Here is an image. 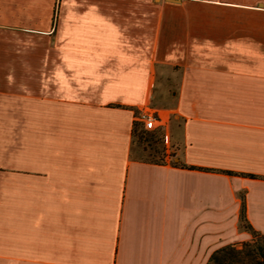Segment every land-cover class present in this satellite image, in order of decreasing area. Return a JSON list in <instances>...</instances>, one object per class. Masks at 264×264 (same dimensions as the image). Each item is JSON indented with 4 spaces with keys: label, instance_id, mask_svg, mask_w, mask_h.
Instances as JSON below:
<instances>
[{
    "label": "crops",
    "instance_id": "obj_1",
    "mask_svg": "<svg viewBox=\"0 0 264 264\" xmlns=\"http://www.w3.org/2000/svg\"><path fill=\"white\" fill-rule=\"evenodd\" d=\"M242 196L264 235V0H0V264H207Z\"/></svg>",
    "mask_w": 264,
    "mask_h": 264
},
{
    "label": "trees",
    "instance_id": "obj_2",
    "mask_svg": "<svg viewBox=\"0 0 264 264\" xmlns=\"http://www.w3.org/2000/svg\"><path fill=\"white\" fill-rule=\"evenodd\" d=\"M138 126H140V124L136 122L133 123V128H132L133 138L137 134ZM173 164L176 166L187 168L185 165L182 164L180 165L175 162H173ZM189 169H193V168L191 167ZM244 176L250 178L255 177L253 175H244ZM240 220L243 229H245L250 233L251 240L249 242H243L240 244L227 245L214 251L211 254L207 264H264V245H263L264 235L254 231L247 224L245 220L244 196H242V209L240 214Z\"/></svg>",
    "mask_w": 264,
    "mask_h": 264
},
{
    "label": "rangeland",
    "instance_id": "obj_3",
    "mask_svg": "<svg viewBox=\"0 0 264 264\" xmlns=\"http://www.w3.org/2000/svg\"><path fill=\"white\" fill-rule=\"evenodd\" d=\"M173 123L179 125L180 121L174 119ZM137 134L140 135L138 136ZM137 134L133 138L132 158L151 162H161L167 158L170 163L174 162L177 150L176 148L174 149L175 145L170 140V130L169 132L168 129L167 131L148 132L138 126Z\"/></svg>",
    "mask_w": 264,
    "mask_h": 264
},
{
    "label": "built area",
    "instance_id": "obj_4",
    "mask_svg": "<svg viewBox=\"0 0 264 264\" xmlns=\"http://www.w3.org/2000/svg\"><path fill=\"white\" fill-rule=\"evenodd\" d=\"M138 123L148 132L167 131V122L156 111L142 113L138 116Z\"/></svg>",
    "mask_w": 264,
    "mask_h": 264
},
{
    "label": "water",
    "instance_id": "obj_5",
    "mask_svg": "<svg viewBox=\"0 0 264 264\" xmlns=\"http://www.w3.org/2000/svg\"><path fill=\"white\" fill-rule=\"evenodd\" d=\"M171 1H173V0H171Z\"/></svg>",
    "mask_w": 264,
    "mask_h": 264
}]
</instances>
